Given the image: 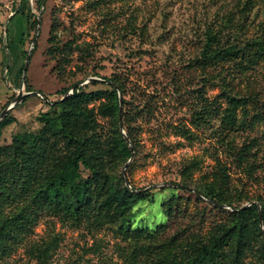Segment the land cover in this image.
Segmentation results:
<instances>
[{
	"label": "rangeland",
	"instance_id": "obj_1",
	"mask_svg": "<svg viewBox=\"0 0 264 264\" xmlns=\"http://www.w3.org/2000/svg\"><path fill=\"white\" fill-rule=\"evenodd\" d=\"M44 1L39 8L38 0H0V114L21 89L35 92L9 111L15 120L3 128L0 144L39 133L38 117L58 110L63 88L107 90L109 78H117L128 101L147 102L134 123L139 149L126 176L137 192L149 193L137 198L126 219L101 227L41 215L0 264H44L47 247L49 264L181 263L228 227L234 210L216 207L194 188L226 192L239 208L264 202V123L229 130L221 124L226 92L246 100L249 119L264 115V58L201 64L209 31L222 46L264 40V0ZM212 102L214 118L194 119ZM100 120L103 134H113L115 119ZM182 124L191 139L176 133L174 126ZM124 167L118 164L113 173L123 174ZM186 182L191 189L180 186ZM263 237L244 264H264ZM232 261L228 256L223 264Z\"/></svg>",
	"mask_w": 264,
	"mask_h": 264
},
{
	"label": "trees",
	"instance_id": "obj_2",
	"mask_svg": "<svg viewBox=\"0 0 264 264\" xmlns=\"http://www.w3.org/2000/svg\"><path fill=\"white\" fill-rule=\"evenodd\" d=\"M44 3L38 0L39 8L44 7ZM54 29L53 24L52 33ZM54 36L55 33L52 38ZM220 41L217 32H208L201 58L204 67L238 57H241L240 63L247 64L264 58V40L247 42L242 48L234 44L222 46ZM33 52L34 49L31 55ZM109 81L110 89L107 90L86 92L79 86L68 93L69 88H63L60 99L54 103L58 110L43 112L38 117L43 124L39 133L16 135L10 144H0V257L10 255L16 245L27 239L41 215L58 216L76 223L85 221L101 227L126 219L137 198L149 193V189L137 192L139 188L130 180L128 184L122 173L119 176L113 173L118 164L126 166L131 158L133 164L137 156L138 130L134 123L145 114L147 102L140 105L133 99L128 101L121 82L117 78H109ZM24 82L28 85L27 76ZM120 97L124 106L122 121ZM224 97L227 106L221 114L223 129L264 123V115L255 114L249 119L244 98L227 92ZM216 109L212 102L196 112L194 119L210 121ZM239 111L243 115L240 120ZM100 117L115 119L113 134H103ZM14 120L8 114L0 121V137L3 128ZM174 128L186 139L193 137L185 124ZM131 166L127 165L126 171ZM84 171L89 175L84 176ZM180 186L190 188L187 182ZM194 189L216 207H232V221L221 233L198 245L183 262L178 263L176 259L172 264H223L228 256L233 258L234 264H244L243 258L252 252L256 239L264 236L261 228L264 226V202H252L239 208L233 206L226 192L205 187L203 194L199 188ZM259 247L264 253V237ZM43 252L44 264H49V248Z\"/></svg>",
	"mask_w": 264,
	"mask_h": 264
},
{
	"label": "water",
	"instance_id": "obj_3",
	"mask_svg": "<svg viewBox=\"0 0 264 264\" xmlns=\"http://www.w3.org/2000/svg\"><path fill=\"white\" fill-rule=\"evenodd\" d=\"M29 62H30V54H28L27 55V58H26V64H25V67H24V79H25V77H26V71H27V69H28V66H29ZM91 79H96V78H91ZM74 89V88H73ZM35 92H33V91H30V92H26V93H24L23 92V90L21 89L20 90V92H19V95H18V97L15 99V101L8 107V108H6L1 114H0V121L2 120V119H4L7 115H8V113H9V111L10 110H12L13 109V107H15L17 104H19L21 101H23V99H24V97L25 96H28V95H32V94H34ZM120 110H122V97H120ZM123 133H124V135L126 136V133L123 131ZM131 149L133 150V148H132V146H131ZM132 161V158L129 160V162L128 163H130ZM128 165V164H127ZM127 165L124 167V169H123V175H124V177H125V179H126V181H127V183H128V178H127V176H126V168H127ZM129 184V183H128ZM260 219H261V221H262V214H261V212H260Z\"/></svg>",
	"mask_w": 264,
	"mask_h": 264
}]
</instances>
